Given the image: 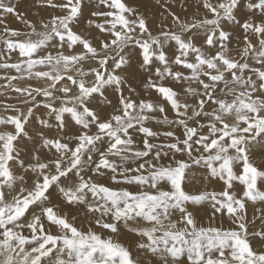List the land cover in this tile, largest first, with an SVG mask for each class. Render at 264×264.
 Listing matches in <instances>:
<instances>
[{"label":"snow or ice","instance_id":"1","mask_svg":"<svg viewBox=\"0 0 264 264\" xmlns=\"http://www.w3.org/2000/svg\"><path fill=\"white\" fill-rule=\"evenodd\" d=\"M34 6L0 0V264H264V0Z\"/></svg>","mask_w":264,"mask_h":264},{"label":"rangeland","instance_id":"2","mask_svg":"<svg viewBox=\"0 0 264 264\" xmlns=\"http://www.w3.org/2000/svg\"><path fill=\"white\" fill-rule=\"evenodd\" d=\"M6 2H8V0H6ZM35 2L36 0H19V11L21 15L25 16L26 19L31 20L32 22H38L41 19V17L47 18V16L49 15V12L51 11V10H45V9L35 7L34 6ZM162 2H164V0H162ZM197 2L198 0H167V3L171 5L170 10L175 11L177 14L181 16H184L186 14L190 16L192 13H194L196 11ZM155 13L156 14L159 13L158 16H161L162 10H157L154 13H150V16H152ZM152 21L154 22V27L160 26L159 23H161V21L160 22H157L154 20ZM6 23L9 25V27L18 29L22 32L28 31L25 25L21 23L20 21L16 20L15 18L9 17L6 20ZM14 59H15V56H13V60ZM11 95H14V94H11ZM0 99H3V98L1 97ZM253 211H254V207L249 205L247 207L248 217H250L249 219L253 217ZM208 212H210L209 209H202L200 215L206 217L205 214ZM256 215H259V213H257ZM257 223H259V221Z\"/></svg>","mask_w":264,"mask_h":264},{"label":"bare ground","instance_id":"3","mask_svg":"<svg viewBox=\"0 0 264 264\" xmlns=\"http://www.w3.org/2000/svg\"><path fill=\"white\" fill-rule=\"evenodd\" d=\"M160 13H161V11H160ZM38 14V13H37ZM159 15V13L158 14H153L152 16H150L151 18H152V20H154V21H157V22H160L161 21V16H158ZM160 24V23H159ZM1 98V97H0ZM252 210V209H251ZM255 210V209H254ZM249 212H250V210H249ZM254 212V211H253ZM257 213H259V212H257ZM256 213V214H257ZM206 215V214H205ZM258 216V215H257ZM250 218V217H249ZM225 226H226V224H225Z\"/></svg>","mask_w":264,"mask_h":264}]
</instances>
